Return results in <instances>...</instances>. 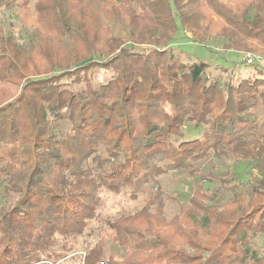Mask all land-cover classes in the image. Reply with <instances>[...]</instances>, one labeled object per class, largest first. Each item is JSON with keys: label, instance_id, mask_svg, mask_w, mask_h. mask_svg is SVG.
Here are the masks:
<instances>
[{"label": "trees", "instance_id": "16d2710c", "mask_svg": "<svg viewBox=\"0 0 264 264\" xmlns=\"http://www.w3.org/2000/svg\"><path fill=\"white\" fill-rule=\"evenodd\" d=\"M31 1L0 0V11L24 17L31 32L22 43L0 26V84L21 86L0 105V264H56L78 251L93 223L131 250L122 264H194L166 236L180 216L203 229L214 220L228 226L201 264H264V251L251 248L264 245L263 67L224 83L171 48L179 30L223 49L264 47V0ZM98 67L111 78L94 82ZM211 157L253 160L258 175L249 189L222 179L225 205L197 187L213 180L208 174L170 219L153 208L145 185L170 170L198 173ZM110 194L141 205L105 214L101 197ZM223 205L237 210L220 218L212 209ZM87 249L84 264H98L102 246Z\"/></svg>", "mask_w": 264, "mask_h": 264}, {"label": "rangeland", "instance_id": "374dc122", "mask_svg": "<svg viewBox=\"0 0 264 264\" xmlns=\"http://www.w3.org/2000/svg\"><path fill=\"white\" fill-rule=\"evenodd\" d=\"M235 1L236 0H221V2L227 4V6L234 5ZM33 3L34 2L31 1V7ZM22 23H25L24 17L12 12L0 11V26L4 27V31L6 33H14L20 42L27 43L31 36V32L25 30L22 27ZM171 48L175 49L179 59L185 63L199 61L207 63L205 74L209 78H218L224 81V83L228 81L232 82L234 85L238 83L239 78L242 76H254L257 70H255V63L247 64L242 62L241 57L243 53L251 52L254 56L264 58V47L254 46L250 49L241 51L223 49L215 40H207L205 43L193 42L185 33L183 34L181 30L178 31L171 44ZM258 71L263 72L264 67ZM112 75L113 73L104 71L98 67L94 69L93 80L96 83L101 81L105 82L110 79ZM20 88L21 86L18 84H0V93L2 94H0V99H4L0 105H4L5 102L16 97L20 92ZM7 98L10 99L8 100ZM165 109L168 113H172L169 105H166ZM59 128L65 131L67 126L61 124ZM195 129V131L198 132L199 129ZM186 131L188 133L190 130L187 128ZM187 136L188 138L191 137V135L185 133V138ZM255 166L253 160L234 161L231 158L212 159L211 157L201 162V171L198 172L199 175L197 172L190 175L188 170L183 168L175 171H167L160 176L158 185H145L148 188H146L144 195L147 196L148 199L154 201L153 208L156 211L163 214L166 219H170L172 215L179 212V201L187 202L188 198L193 194V185L196 187L197 180L201 175L207 177L208 174H210L213 180L207 181L201 179L197 187H199L200 190L207 191L209 194H212L214 191L217 192V202L219 204H226L227 200L231 198V194L227 191L228 186L237 183L241 188L249 189L248 183L252 182L253 178L258 175L259 169ZM222 179H232V182H230L229 185L227 183H221ZM101 198L102 212L110 215L117 216L121 214V211L125 210L134 211L139 209L141 205L140 201L127 202L123 197L113 194L102 196ZM174 198H176V200ZM257 199L262 200V203H264V196L262 197L261 195ZM257 199H253L251 204H256ZM202 203L205 204V202ZM224 205L223 207L217 206V210L212 209L223 219L229 217L233 210H237L235 207H226ZM259 209H261V207L253 209L255 212L254 215L259 216ZM248 210H251V208ZM198 222L196 220H190L185 216H180L176 220V225L172 226L174 230L173 228H169L171 232L168 230L169 233L166 235L174 239L175 245L176 243L180 245L177 249H183L186 253L197 259L194 264H201L200 258H205L207 256V254L203 252V249L208 248L211 243L219 239L222 234L228 230V226L225 225L224 221H221L220 224L215 220L212 221V225L209 229H203ZM94 226H96V224L93 223L92 227L87 230L89 233L78 239V251L74 252L69 258L59 260L56 264H84L86 252L88 251L87 248L93 247V244L96 242H99L103 250V256L98 264H108V258L119 264H122L124 260L128 259L131 250L129 248L125 249L115 241V234L112 229L107 226L93 228ZM187 241L190 243L188 244ZM261 242L252 245L251 248L257 250L259 253H263L264 245H262ZM47 264L55 263L48 261Z\"/></svg>", "mask_w": 264, "mask_h": 264}, {"label": "built area", "instance_id": "2783aa9c", "mask_svg": "<svg viewBox=\"0 0 264 264\" xmlns=\"http://www.w3.org/2000/svg\"><path fill=\"white\" fill-rule=\"evenodd\" d=\"M242 62L247 64L255 63L258 66L264 67V58L254 56L251 52H245L241 57Z\"/></svg>", "mask_w": 264, "mask_h": 264}]
</instances>
